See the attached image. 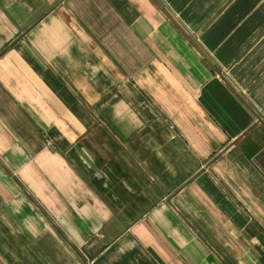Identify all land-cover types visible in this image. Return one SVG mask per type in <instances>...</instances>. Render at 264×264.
<instances>
[{
    "label": "crops",
    "instance_id": "crops-1",
    "mask_svg": "<svg viewBox=\"0 0 264 264\" xmlns=\"http://www.w3.org/2000/svg\"><path fill=\"white\" fill-rule=\"evenodd\" d=\"M0 264H264V0H0Z\"/></svg>",
    "mask_w": 264,
    "mask_h": 264
}]
</instances>
